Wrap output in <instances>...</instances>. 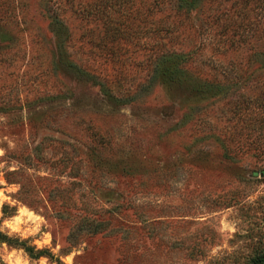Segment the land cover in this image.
I'll list each match as a JSON object with an SVG mask.
<instances>
[{"label":"rangeland","instance_id":"374dc122","mask_svg":"<svg viewBox=\"0 0 264 264\" xmlns=\"http://www.w3.org/2000/svg\"><path fill=\"white\" fill-rule=\"evenodd\" d=\"M94 1L0 0V264H258L264 12L203 0L173 26L164 0L158 39L81 20Z\"/></svg>","mask_w":264,"mask_h":264},{"label":"trees","instance_id":"16d2710c","mask_svg":"<svg viewBox=\"0 0 264 264\" xmlns=\"http://www.w3.org/2000/svg\"><path fill=\"white\" fill-rule=\"evenodd\" d=\"M164 2V0H138L136 5L133 0H95L91 3V8L82 10L79 16L81 20L87 22L94 24L99 22L106 34L111 29L127 28L137 23L138 29L140 28L139 33L144 31L143 36L146 35L147 31L153 38L157 37L160 39L161 32L168 33L172 30V27L169 29V26L163 25L161 23L162 20H160L166 19V16L162 14L163 9H161ZM168 2H170L168 9L173 12L172 23L174 26V23L179 22L184 17L190 16L191 12L200 8L203 0H168ZM251 2L263 14L264 0H251ZM158 14L162 16L159 18V21L155 20ZM52 20L56 24L58 35L60 37L62 35L63 40H66L68 38L67 29L64 28L58 15L53 14ZM112 37H114V34ZM252 37L255 39L254 43L248 48L249 54L246 61L248 64L256 62V65H259L257 68L261 69L264 73V42L261 43V40H258L260 39L258 37H264V26L255 29ZM143 45L144 48L149 47V51H153L156 47L154 62L151 65L156 78H164L166 82L172 83V85H177L181 82L180 78L183 76L182 70L184 64L187 63V58L177 52L164 49V45L159 40L153 47L146 43H143ZM67 66L83 76V73L78 72L75 64L70 63ZM257 263L264 264V254L257 259Z\"/></svg>","mask_w":264,"mask_h":264}]
</instances>
